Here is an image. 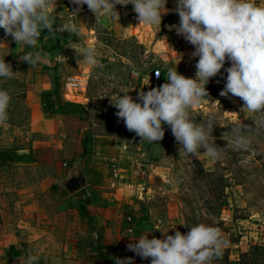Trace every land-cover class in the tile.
Segmentation results:
<instances>
[{
    "label": "rangeland",
    "instance_id": "1",
    "mask_svg": "<svg viewBox=\"0 0 264 264\" xmlns=\"http://www.w3.org/2000/svg\"><path fill=\"white\" fill-rule=\"evenodd\" d=\"M74 7L70 0H56L53 15L57 26L73 19L71 11ZM116 10L119 13L117 22L104 17L98 21L97 15L83 5L79 16L75 17L82 35L64 31L49 37L53 84L62 92L66 91L68 97L82 100L86 107L77 122L68 123L67 129L78 128V143L81 149H85L83 155L86 152L90 155L82 156L84 164L104 172L105 183L109 186L106 191L122 185H126V192L132 190L115 203L121 202L131 216H138L141 226H147L146 232L151 231L149 235H172L176 230L184 234L189 230L187 226L203 222L217 227L226 238L223 234L232 228L228 221L231 216L238 219V224L236 230L231 229L230 238L247 236V239H253L251 244L242 247L246 264H263L264 130L254 127L255 114L243 108L233 109L231 94L217 101L220 94L217 88L210 83L205 86L208 96L199 104L192 105L190 115L196 123L206 124L211 118L213 139L218 147L224 149L218 160L210 159L203 149L198 157L185 155L168 125H163L164 136L156 143L141 140L127 130L123 120L115 115L117 109L110 104L109 98L102 96L128 92L137 100L139 91L165 83L167 71L175 69V62L166 48L168 40L162 25L155 29L144 28V37H138L134 33L138 28V14L133 5H117ZM53 27L55 29L56 26ZM44 33L49 36L47 29H43V39ZM153 43L159 44L156 49H153ZM89 45L97 49L102 67L89 66L79 55L80 49ZM5 54L8 55L4 59L12 65L14 74L11 79H0V89L7 90L11 96L9 119L0 125V145L8 147L9 156H16V153L27 156L17 164L0 163L1 170L13 172L14 187L34 179L41 181L35 174L48 167L49 162H44V156L56 154L44 147V120L32 93L35 90L31 87L28 70L14 63L10 49L0 51V56ZM189 67L184 65L176 69L191 77ZM155 69L161 71L157 83L151 78ZM241 122L249 126L246 135L250 137V145L247 148L236 146L231 138L232 127ZM62 124L58 119L49 122L48 139L60 135L58 129ZM68 141L70 144L65 146V150L74 149L72 138ZM64 162L68 163L61 159L57 164L61 173L67 172ZM112 163L120 168L118 177L112 176ZM56 178L59 180L61 176ZM58 180L50 188L49 199L46 200L44 195V217L41 218L44 220V263L41 264H84L96 250L91 241L95 235V200L99 198L95 194L99 191L87 182L73 194H59V190L62 192L64 189ZM17 191H4V196L9 198ZM56 195H59L58 200ZM78 200H87L91 219L80 215ZM7 202L3 196L0 197V235L5 234L7 226L11 228L10 233L22 236L25 227L18 223L4 225L8 222L6 216L25 220L28 216H37V212L32 216L22 214L23 210L8 208ZM122 223L125 234L134 232L133 226L124 218ZM16 246L25 245L18 242ZM116 254L115 249L110 251L113 260Z\"/></svg>",
    "mask_w": 264,
    "mask_h": 264
},
{
    "label": "clouds",
    "instance_id": "2",
    "mask_svg": "<svg viewBox=\"0 0 264 264\" xmlns=\"http://www.w3.org/2000/svg\"><path fill=\"white\" fill-rule=\"evenodd\" d=\"M70 2L75 6L71 11L73 19L57 26L53 15L56 0H0V29L16 44L34 48L43 29H47L49 37L64 31L82 35L75 17L79 16L83 5L97 15L98 21L104 17L117 22L119 13L116 6L132 4L139 23L159 26L162 16L169 11L165 7L168 0ZM174 11L178 13L179 23L169 27L194 46L192 56L198 57L195 77L184 76L176 67L169 68L166 82L147 91H139L137 100L128 92L102 97L109 98L110 104L117 109L115 115L118 119H122L127 130L141 140L156 143L164 136L163 125H168L185 155L198 157L203 149L210 159L218 160L224 149L218 147L213 139L211 118L206 124L196 123L190 109L208 96L205 86L224 68L226 82L220 95L239 97L243 108L255 114L254 127L264 130V6L256 0H176ZM8 54L0 56V79L13 78L12 65L4 59ZM79 55L93 68L103 66L97 49L92 45L80 49ZM20 59L35 66L42 62L43 57L37 52L23 54ZM226 61L230 66L225 68ZM10 101L9 92L0 89V125L9 119ZM248 131L249 126L242 122L232 127L233 143L249 147ZM187 227L189 230L184 234L176 230L174 234L167 235V230L163 232L166 234L163 238H149L151 231L142 233L131 239L134 242H130L127 248L142 259L151 258L150 264H211L214 258L222 255L227 241L217 227L203 222ZM39 260L38 255L29 252L25 264H39ZM115 264H133V258H115Z\"/></svg>",
    "mask_w": 264,
    "mask_h": 264
},
{
    "label": "crops",
    "instance_id": "3",
    "mask_svg": "<svg viewBox=\"0 0 264 264\" xmlns=\"http://www.w3.org/2000/svg\"><path fill=\"white\" fill-rule=\"evenodd\" d=\"M256 2L259 5L264 6V0H256ZM165 7L169 9V11L166 15L162 16L160 26L162 25L165 32V37L168 40L166 43V48H168L171 52V59L175 62V67L190 65L189 68H191V70L189 73L191 77L194 78L196 73L195 65L198 59V57L192 56L194 46L187 42L182 36L177 35L175 30L170 29L169 27L170 25L179 23L178 13L174 11L176 8V0H168V3L165 5ZM137 23L138 28L134 30V33L138 37H142L146 33L144 28L154 27L155 29L159 26L158 24H144L142 21L139 23L138 20ZM0 40L5 42H0V51L10 49L14 63L22 65L28 70V76L30 77V81L32 83L31 87L35 90L32 93H34L37 99L40 115L44 120V147H48L46 149L56 154L54 156H44V162L48 161L49 165L48 167H44L43 171L35 174L36 176H39L41 181L34 179L28 183L19 184L12 187V185L16 183V181L12 178V176H14L13 172L10 170L0 169V197L3 196L5 201H8L7 207L23 210L22 214L29 213L30 216L35 214V211L37 212V216H25V220L6 216L8 222H5L4 225L12 226L18 223L19 226L25 227V231H23L22 236H15L14 234L10 233V227H5V234L0 235V264H25V258L29 252L38 255L40 257L41 263H44V220H41V218L44 217V195L46 200L49 199L50 188L53 186L54 181L58 180L56 177L61 176V178H63L67 173H61V170L57 165L58 161L61 159H66L68 161V163H63L65 171H67V168L69 169L73 162L78 161L80 163L81 169L86 174L87 182L91 184L93 189H96H94L95 191H99V194H95V197H99L100 200H98L99 198L95 200L96 205L94 212L96 214V220L94 223L95 229L93 231L95 235L92 236V240L96 238L97 230H100L103 236L102 242L106 246L104 251L106 252L108 258H111L110 251L115 249L117 253L116 258L132 257L133 264H150L151 258L142 259L127 248V245L130 242H134L130 241L131 239H135L147 231V226H141L140 218L138 216H133L135 225L132 228L134 229V232L130 235L125 234V231L122 227V221L123 218L126 220L124 212L127 210L121 206V202L118 204L115 203V201H120L121 199L125 198V194H130L132 190H128L129 192H126V185H122L115 188L114 190L110 189V191H106L105 189H107L109 186H107L105 183L104 172H101L90 165L84 164L85 160L83 161L82 156L90 155L87 152L85 155H83L85 149H81L82 147L80 148V143H78V128H76V130L72 129V131H67L69 126L68 123L77 122V118L82 114V112H77L73 107L70 106L57 105L55 112L51 113L47 108L42 106L40 97L41 93L53 91L55 92L54 98L56 103L58 101L57 99H60L63 102L81 104L84 106V109L86 108L82 100L68 97L66 91L62 92L60 88L53 84L50 75V67L52 62L49 57L51 52L49 36L44 33V39L41 36L37 42V45L34 48H31L24 45L23 43L16 44V42L12 40L11 36H5L3 29H0ZM158 43L152 44L153 49H156V47L159 45ZM37 52L44 54V56H42V62L35 66H30L27 62L20 59L23 54H35ZM228 66H230V62L226 61L224 67L226 68ZM221 73H218L216 76L210 78L208 82V84L210 83L216 87L219 92L224 87L227 75V73L224 72V68L221 69ZM223 98H226V96H221L219 94L217 101ZM229 98L230 100L231 98L234 99V102L232 101L233 109L239 110L240 108H243V101L239 97L229 96ZM238 104L241 106L238 107ZM243 109L248 110L247 108ZM54 119H58L63 123L58 129L60 135H56L55 139L54 137H50V139H48V125L49 122ZM69 138H72L73 140L72 144L74 145V149L65 150V146L70 144L68 141ZM122 147L124 146L122 145ZM0 148L8 149V147L1 145ZM74 153H76L75 156H73ZM15 155L16 156H9L8 159L4 161L0 159V163L17 164L27 157L21 156L22 154L20 153H16ZM119 156H122V154ZM64 164H67V166H64ZM96 187L99 190H97ZM14 189L18 190L15 195L12 194V196L9 198L4 196V191H12ZM2 192L3 195H1ZM64 192L65 191L63 190L62 192L59 190V194H64ZM88 195L90 194L88 193ZM55 199L58 200L59 195H56ZM228 219V221H230L229 226L236 230L238 219H235L231 216H229ZM232 228L229 229L228 233L223 234L226 235V238L223 239L226 240L227 243L223 245L222 255L219 258H214L211 264H246L243 257L245 249L242 247L248 246L249 243L251 244L253 239L250 237L247 239V236H238L237 238L233 237L231 239L230 234L232 232ZM131 230L132 229L128 227V231L131 232ZM153 236L156 238L164 237L149 235V238H152ZM18 242H23L25 246L17 247L16 243ZM253 242H255V240ZM93 253H96V250H93ZM84 264L103 263L98 260H88L84 262Z\"/></svg>",
    "mask_w": 264,
    "mask_h": 264
},
{
    "label": "trees",
    "instance_id": "4",
    "mask_svg": "<svg viewBox=\"0 0 264 264\" xmlns=\"http://www.w3.org/2000/svg\"><path fill=\"white\" fill-rule=\"evenodd\" d=\"M55 92L50 91V92H43L41 93V103L42 106L47 108L51 113H54L56 110V106H70L75 109L77 112H83L84 111V106L81 104H76V103H70V102H63L60 99H57V103L54 98ZM160 141V140H159ZM157 141V142H159ZM8 150L7 149H2L0 148V159L2 161L8 159ZM94 184V183H93ZM65 193V192H64ZM78 205H79V213L82 217L91 219V213L87 208V200H78ZM131 212H124L126 222L130 224L131 226H134V218L130 214ZM95 229V228H94ZM102 232L100 230H97V236L91 241V246L96 249V253L92 254V257L90 260H98L102 262L103 264H115V260L112 258H108L106 252L104 249L106 246L102 242ZM41 264V262H40ZM233 264V263H232Z\"/></svg>",
    "mask_w": 264,
    "mask_h": 264
},
{
    "label": "water",
    "instance_id": "5",
    "mask_svg": "<svg viewBox=\"0 0 264 264\" xmlns=\"http://www.w3.org/2000/svg\"><path fill=\"white\" fill-rule=\"evenodd\" d=\"M87 183V177L80 167V163L75 161L67 170L66 175L58 180V184L67 194H73L82 189Z\"/></svg>",
    "mask_w": 264,
    "mask_h": 264
},
{
    "label": "built area",
    "instance_id": "6",
    "mask_svg": "<svg viewBox=\"0 0 264 264\" xmlns=\"http://www.w3.org/2000/svg\"><path fill=\"white\" fill-rule=\"evenodd\" d=\"M156 73H159V76H157ZM151 77L153 82L157 83L160 80L161 77V71L159 69H155L152 73H151ZM64 166H67V164H64ZM111 170H112V176L113 177H118L119 176V168L118 165L116 163H112L111 165Z\"/></svg>",
    "mask_w": 264,
    "mask_h": 264
}]
</instances>
